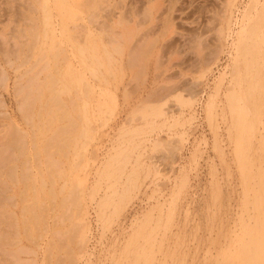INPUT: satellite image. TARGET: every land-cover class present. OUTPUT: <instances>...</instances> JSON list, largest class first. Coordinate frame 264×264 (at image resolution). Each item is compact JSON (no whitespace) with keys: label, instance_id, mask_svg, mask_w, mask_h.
Listing matches in <instances>:
<instances>
[{"label":"rangeland","instance_id":"1","mask_svg":"<svg viewBox=\"0 0 264 264\" xmlns=\"http://www.w3.org/2000/svg\"><path fill=\"white\" fill-rule=\"evenodd\" d=\"M0 264H264V0H0Z\"/></svg>","mask_w":264,"mask_h":264}]
</instances>
